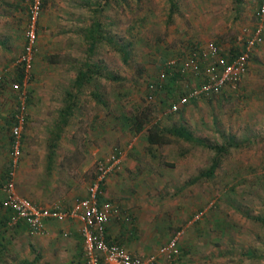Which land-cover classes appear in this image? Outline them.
Segmentation results:
<instances>
[{
  "label": "rangeland",
  "instance_id": "obj_1",
  "mask_svg": "<svg viewBox=\"0 0 264 264\" xmlns=\"http://www.w3.org/2000/svg\"><path fill=\"white\" fill-rule=\"evenodd\" d=\"M43 1L16 192L42 206L70 205L85 194L97 157L117 148L123 154L119 195L107 198L131 216L123 222L141 248L134 254L152 253L205 209L181 237L176 264H264V41L237 89L226 87L176 113L163 112L200 79L176 75L157 92L148 83L163 60L183 50L211 42L230 48L243 28L253 27L259 0H177L171 16L168 0ZM28 3L0 0V201L9 165L7 119L16 106L7 84L19 72L12 64L23 49ZM96 16L105 37L125 45L127 55L122 58L104 39L92 56L102 73L76 93L77 69L87 57L86 28ZM97 88L101 101L91 93ZM69 91L76 94L75 105L61 125L60 110L72 103ZM141 109H147L149 121L135 132L128 118ZM152 124L163 133L183 125L227 150L217 154L173 136L150 145ZM48 151L54 152L51 168ZM214 158L219 162L213 174L202 175ZM2 219L0 264H86L81 234L64 236L55 222L56 235L37 236Z\"/></svg>",
  "mask_w": 264,
  "mask_h": 264
},
{
  "label": "built area",
  "instance_id": "obj_2",
  "mask_svg": "<svg viewBox=\"0 0 264 264\" xmlns=\"http://www.w3.org/2000/svg\"><path fill=\"white\" fill-rule=\"evenodd\" d=\"M42 6L43 0H29L23 49L12 64L13 68L20 69L21 81L16 82L13 79L7 84L9 89L15 92L16 97L10 128L9 165L6 179L1 185L4 192L1 208L8 211L7 224L15 226L23 222L31 234L40 235L45 233L49 220L78 222L86 264H176L180 255L181 237L187 227L202 218L205 209L196 212L185 226L178 228L166 242L147 256L134 254L124 245L109 240L106 229L112 218L120 215L124 221L131 220L130 214L121 212L120 208L105 196L104 191L108 179L123 169V154L117 148L97 157L94 174L85 195L70 205L65 206L61 201H57L52 205L42 206L16 192L14 174L20 165L23 132L28 121V87L32 81L37 53ZM254 17L253 27L243 28L241 35L233 42L237 48L234 55L225 51L220 44L211 42L205 48L193 47L183 50L178 55L166 58L160 64L156 79L149 85L154 91L162 89L167 78L173 75L192 74L201 80L197 86H186L184 92L169 103L164 114L176 113L191 101L201 97L216 96L226 87L231 90L237 89L248 72L253 51L263 43L264 0H259ZM2 84L4 76L0 73V85Z\"/></svg>",
  "mask_w": 264,
  "mask_h": 264
},
{
  "label": "trees",
  "instance_id": "obj_3",
  "mask_svg": "<svg viewBox=\"0 0 264 264\" xmlns=\"http://www.w3.org/2000/svg\"><path fill=\"white\" fill-rule=\"evenodd\" d=\"M168 2L170 3V9H171V11H169V16H171V14H172L171 12H173L177 6V0H168ZM42 8H43V6H42ZM105 36H106L105 28H103L101 21L96 16L93 19V21L91 22V24L86 28L85 39L87 42V57L80 63V65L77 69L76 78L74 79V85H75V88L77 89L76 93L81 91L82 88L84 86H87L88 83L95 82L93 78L102 73L103 66L100 65V63H99L100 60L99 61L94 60V59H92V56L94 55V53L96 51L97 45L103 43L104 39L107 42L113 44L111 47L113 48V50L120 52V54L122 55V58L126 57L127 54H126V50H125V45H121V44L117 43L116 41L114 42V40L112 38H110V37L107 38ZM263 38H264V34H263ZM263 41H264V39H263ZM225 51H229L230 54L234 55L233 53L237 51V48L234 47V45L232 44L231 47L227 48ZM163 61H165V60H163ZM159 67H160V65H159ZM18 71L19 72L17 73V75L14 78V80L16 82L21 81V77H22L20 69ZM174 76L177 77L176 75H173V76L169 77V79L173 80ZM111 77H113V76H111ZM32 79H33V75H32ZM113 79H115V77ZM169 79L167 78V80H169ZM148 83L150 85L151 81ZM165 83H166L165 85L167 87V82H165ZM200 83H201V80H199V82L195 85L197 86ZM170 84H172V83H170ZM170 84L168 85V87H171ZM164 87L165 86L163 85L162 89ZM150 91L155 92L152 90H150ZM157 91L158 90H156V92ZM183 92H184V89L182 90V93ZM91 93L97 101H101V96L103 94L100 91V89L97 88L96 90H93ZM67 95H69L70 99H72L71 100L72 103L66 102L64 108H62L60 110V114H61L60 120H62L61 125L67 123V119H68L67 116H69V111H71L73 105H75L76 94H73V93L71 94L69 91V92H67ZM209 97H213V96H209ZM148 115L149 114L147 112V109H141V110H138L135 114H133L130 118H128L131 129L135 132L142 131L145 124L149 121ZM166 131H167L166 133H163L157 124H152L149 127L148 132H147V137H146L147 142L150 145H160V144L167 143L168 141H171L170 136H173V137H178L184 141H188V142L197 144L199 146L208 147V148L212 149L213 151H215L217 154L223 153L227 150L226 145L210 144L205 139L194 135L189 129H187L183 125L172 126V127L168 128ZM50 154H52V151L50 152ZM218 162H219L218 158H214L213 161L211 162L209 168L205 172H202V175L204 174V175L209 176V175L213 174L214 170L217 167ZM0 207H1V201H0ZM198 211H200V210H198ZM198 211H196V212H198ZM5 215L4 216L2 215L4 217L5 221L3 219L2 220H3V223L6 224V221H7L6 216L7 215L6 216ZM192 216H190V218ZM198 221H196V222H198ZM196 222H194V223H196ZM2 246L3 245L0 243V249L2 248ZM180 254H181V250H180ZM24 264H33V262L27 261V262H24Z\"/></svg>",
  "mask_w": 264,
  "mask_h": 264
},
{
  "label": "crops",
  "instance_id": "obj_4",
  "mask_svg": "<svg viewBox=\"0 0 264 264\" xmlns=\"http://www.w3.org/2000/svg\"><path fill=\"white\" fill-rule=\"evenodd\" d=\"M10 94H14L15 95V92L13 90H10L8 91ZM10 114H9V118L7 119L9 126H8V131L10 133V128H11V125L13 123V114H14V111H15V107H12L11 110H10ZM27 126V124H26ZM26 128V127H25ZM2 138V137H0ZM1 140V139H0ZM4 141V140H3ZM2 140L0 141V143L3 142ZM7 147H8V151H9V144H10V138L7 140ZM51 151H48V155H47V161H46V167L49 166L50 168L52 167L53 164H50L51 163V160L54 156V152L52 151V154H50ZM122 170L116 174H114L113 176H111L109 179H108V182L105 186V196L108 197V195H113L112 197L116 196V195H119L118 192H117V189H118V178L121 180V175H122ZM118 183V184H116ZM86 193V192H85ZM83 196L85 194H82ZM81 196V197H83ZM80 198V197H79ZM78 198V199H79ZM109 199V198H108ZM77 200V199H76ZM114 202H117L116 200L113 201ZM117 205V204H116ZM118 206V205H117ZM1 208V207H0ZM128 209V208H127ZM0 215L6 216V220L8 221V211H4L2 210V208L0 209ZM124 210V208H123ZM122 209H120V211L122 212L123 211ZM132 211V210H131ZM3 213V214H2ZM132 213V212H131ZM123 214V213H122ZM2 216V217H3ZM3 220H4V217H3ZM5 221V220H4ZM7 221H6V224H7ZM55 222L57 221H53V220H49L47 221L46 223V229H45V233H48L51 231V235L54 236L56 235V232H55ZM60 224H57L58 226H60L63 230V235L65 236H70V237H75V238H78L80 237V232H79V226L80 224L76 221H73V220H66V221H63V222H58ZM118 223H121L119 225V227L117 226ZM125 223L123 222V219L122 217L119 215L115 218H112L110 220V222L108 223L107 225V238L111 241H115V242H118L119 244H122L124 245L125 247H127V249L131 252H140L139 249H137V246L135 245V240L133 238V236L131 235L130 232H127L125 231V226L124 225ZM121 225L123 227H121ZM15 227H19V228H23L24 230H26L29 234H31L28 229H27V226L23 223V222H19L17 225H15ZM127 232V233H126ZM44 234H40L41 236L44 235ZM34 235V234H32ZM39 236V235H37ZM79 241V240H78Z\"/></svg>",
  "mask_w": 264,
  "mask_h": 264
}]
</instances>
